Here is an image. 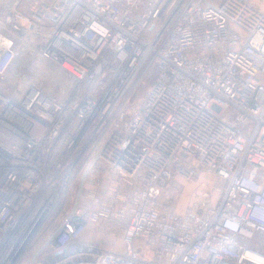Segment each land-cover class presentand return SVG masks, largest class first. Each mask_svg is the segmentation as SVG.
Here are the masks:
<instances>
[{
    "label": "built area",
    "instance_id": "1",
    "mask_svg": "<svg viewBox=\"0 0 264 264\" xmlns=\"http://www.w3.org/2000/svg\"><path fill=\"white\" fill-rule=\"evenodd\" d=\"M35 56L58 70L22 75ZM201 169L225 182L216 203L161 200ZM113 225L123 250L84 240ZM0 264H264V11L0 0Z\"/></svg>",
    "mask_w": 264,
    "mask_h": 264
},
{
    "label": "rangeland",
    "instance_id": "2",
    "mask_svg": "<svg viewBox=\"0 0 264 264\" xmlns=\"http://www.w3.org/2000/svg\"><path fill=\"white\" fill-rule=\"evenodd\" d=\"M256 4L260 9L264 11V0H251ZM21 55L18 56L17 60L20 64L19 67L24 68L21 63ZM30 64L32 65L31 69L26 67L25 70L21 73L26 77H31L32 79L37 80L42 75V71H45L44 74L56 72L58 69L56 67H50V64L40 56H35L33 59H30ZM29 70L31 73H29ZM9 72L7 74L8 78H13L14 75ZM31 75V76H30ZM157 76V69L152 67L148 73H146L141 82L138 84L136 91L134 92L133 101H140L153 79ZM47 87V86H45ZM60 93V92H59ZM109 183V180L106 181V184ZM225 182L223 179L218 176L213 171L201 169L200 175H197L192 178H185L183 176H177L175 179L164 184V189L161 194V200L172 205V208L185 215L189 209L194 208L195 204L198 202V198L204 192L208 193L210 199L213 203H216L219 199ZM72 199L70 204L73 203ZM200 206L204 205L199 203ZM69 209V205L66 206ZM64 202L61 201L54 208V216L62 214L64 211ZM66 209V208H65ZM99 230L87 229L83 237L86 242L94 244L98 247L103 248H116V250H123L125 248L124 243V231L121 227L117 225L108 226V227H99ZM83 240V239H82ZM135 248L140 253H145L143 246L135 242Z\"/></svg>",
    "mask_w": 264,
    "mask_h": 264
},
{
    "label": "trees",
    "instance_id": "3",
    "mask_svg": "<svg viewBox=\"0 0 264 264\" xmlns=\"http://www.w3.org/2000/svg\"><path fill=\"white\" fill-rule=\"evenodd\" d=\"M155 78H156V77H155ZM155 78L153 79V81L151 82V84L154 82ZM151 84H150V85H151ZM150 85H149V86H150Z\"/></svg>",
    "mask_w": 264,
    "mask_h": 264
},
{
    "label": "bare ground",
    "instance_id": "4",
    "mask_svg": "<svg viewBox=\"0 0 264 264\" xmlns=\"http://www.w3.org/2000/svg\"><path fill=\"white\" fill-rule=\"evenodd\" d=\"M253 3V2H252ZM254 4V3H253ZM254 5H256V4H254ZM257 6V5H256ZM263 11V10H262ZM26 85V84H25Z\"/></svg>",
    "mask_w": 264,
    "mask_h": 264
}]
</instances>
